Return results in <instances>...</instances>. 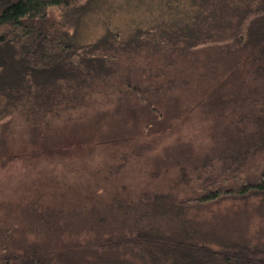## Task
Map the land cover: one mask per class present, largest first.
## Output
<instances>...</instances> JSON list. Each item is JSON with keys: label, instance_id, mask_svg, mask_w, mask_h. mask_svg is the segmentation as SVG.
<instances>
[{"label": "rangeland", "instance_id": "obj_1", "mask_svg": "<svg viewBox=\"0 0 264 264\" xmlns=\"http://www.w3.org/2000/svg\"><path fill=\"white\" fill-rule=\"evenodd\" d=\"M134 18L113 15L123 38L135 35L93 86H41L11 106L16 84L0 83V254L34 250L52 264H107L123 250L98 246L135 224L264 235L255 199L197 210L177 203L196 193L198 176L229 171L233 157L264 138L261 60L174 55L168 44L183 32L186 13L157 10L130 29ZM127 80L147 89L151 109L126 106ZM217 93L225 104L183 114Z\"/></svg>", "mask_w": 264, "mask_h": 264}, {"label": "trees", "instance_id": "obj_2", "mask_svg": "<svg viewBox=\"0 0 264 264\" xmlns=\"http://www.w3.org/2000/svg\"><path fill=\"white\" fill-rule=\"evenodd\" d=\"M157 10L161 16L186 13L183 32L174 33L168 44L174 55L218 51L235 65L261 60L255 69L264 73V0H0V83L16 84L9 85L8 104L41 86H93L110 73L105 61H114L120 44L135 35L123 38L113 15L135 16L131 29ZM125 83L126 106L152 108L147 89ZM223 104L221 94H212L183 114ZM232 160L229 171L198 176L196 193L177 200L178 205L197 210L219 200L255 199L264 217V138ZM182 180L190 185L185 173ZM189 225L165 232L135 224L98 247L123 250L107 264H264V235H234L214 227L199 233ZM0 264H52V259L47 252L30 250L0 254Z\"/></svg>", "mask_w": 264, "mask_h": 264}]
</instances>
